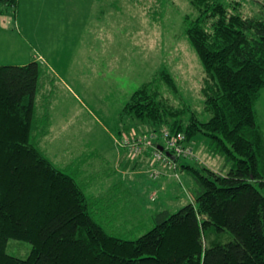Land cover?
<instances>
[{"label": "trees", "instance_id": "16d2710c", "mask_svg": "<svg viewBox=\"0 0 264 264\" xmlns=\"http://www.w3.org/2000/svg\"><path fill=\"white\" fill-rule=\"evenodd\" d=\"M135 1L148 16L153 7ZM185 1L193 11L185 16V36L203 66L210 117L172 101L179 89L164 68L132 93L118 133L169 130L185 134L190 144L203 136L212 155L224 159L223 170L181 165L194 181L193 200L174 213L157 211L151 229L134 239L112 234L110 208L89 198L81 174L80 181L66 172L33 139L44 68L37 61L0 65V264H264V131L257 111L264 89V1L257 0L256 16L244 12L241 0ZM18 3L0 0V8ZM154 153L150 147L144 154L155 182L167 168L155 162L163 174L150 178ZM179 159H173L177 174ZM109 191L118 193L110 197L114 203L131 198L121 196L119 183ZM226 233L233 238L220 242ZM11 240L29 242L31 251L25 258L8 253Z\"/></svg>", "mask_w": 264, "mask_h": 264}, {"label": "rangeland", "instance_id": "374dc122", "mask_svg": "<svg viewBox=\"0 0 264 264\" xmlns=\"http://www.w3.org/2000/svg\"><path fill=\"white\" fill-rule=\"evenodd\" d=\"M241 1L245 13L259 15L254 14L260 6L257 0ZM136 3L19 0L16 9L0 8V65L23 66L37 61L47 74L40 82L37 133L33 139L62 169L88 182L89 198L101 201L102 209L110 208L107 230L130 239L151 229L150 218L157 211L168 209L174 213L191 202L195 185L188 173L182 175L178 170L179 177H174V170L165 169L160 181L171 179L174 185L171 194L165 193L158 183L152 184L148 168L141 165L146 154L127 155L119 148L118 141L128 135L118 133L123 121L120 113L132 93L165 68L179 89L178 97L171 96L172 101L196 111L205 120L210 117L204 111L201 92L203 66L185 36V16L193 13L189 3L145 0L146 7H153L148 16ZM50 78L52 81L47 80ZM162 88L161 93L167 94ZM139 133L154 143L150 138L153 131ZM200 137L203 148L195 150L198 156L202 162L208 161V167L220 169L224 159L213 156L208 140ZM178 164H192L199 170L205 167L200 161L185 158H180ZM114 183L120 184L122 197H131L125 205L121 200L112 202L111 198L116 200L118 196L109 191ZM153 191L158 192L155 200L150 199ZM110 204L113 206H102ZM220 236L223 243L233 238L230 233ZM7 251L25 258L31 244L11 240Z\"/></svg>", "mask_w": 264, "mask_h": 264}, {"label": "built area", "instance_id": "2783aa9c", "mask_svg": "<svg viewBox=\"0 0 264 264\" xmlns=\"http://www.w3.org/2000/svg\"><path fill=\"white\" fill-rule=\"evenodd\" d=\"M161 135L153 133L150 138H154V143L148 140L147 136H141L137 131H132L128 136L121 138L117 144L121 147H126L128 153L131 155L141 156L147 152L148 148L155 150L154 158L151 160L150 178L157 179L163 172L155 168V162H163L165 168L175 170L177 168L176 162L166 154L170 152L175 158L191 159L196 162H202L194 147L186 141L185 134L179 132L176 134L171 133L169 130H161ZM158 142V143H155ZM160 142V143H159ZM164 146V151L158 148V145ZM179 177L177 173H174ZM158 195L157 191H153L150 195L152 200H155Z\"/></svg>", "mask_w": 264, "mask_h": 264}, {"label": "crops", "instance_id": "0c3cea01", "mask_svg": "<svg viewBox=\"0 0 264 264\" xmlns=\"http://www.w3.org/2000/svg\"><path fill=\"white\" fill-rule=\"evenodd\" d=\"M2 30V29H1ZM2 41V40H1ZM257 111H258V117H259V123H260V126H261V128H262V130L264 131V89H263V91H262V93H261V97H260V99H259V101H258V104H257ZM199 139H202L201 137L200 138H196V139H194L191 143L193 144V146L195 147V149L197 150V152H199V150L201 149V148H203V143L202 142H200V140ZM208 142H206V144H207ZM205 144V143H204ZM126 153V152H125ZM147 159H149V158H145V159H142L141 160V165L142 166H145L146 168H148L147 166H149L150 165V161H147ZM137 164V163H136ZM208 164V161H206L205 163H204V165H206V166H209V165H207ZM217 166H219V165H217ZM209 168H211V167H209ZM165 169V168H164ZM212 169V168H211ZM214 171H221V170H223V165H222V167L219 169L218 167H214V169H213ZM179 171L181 172V174L182 175H184V174H187V170L186 169H184L183 167L181 168V165H180V169H179ZM222 173H223V171H222ZM185 178H186V176H185ZM174 179V178H173ZM187 179V178H186ZM161 180V179H160ZM159 180V181H160ZM152 181V180H151ZM155 181V182H153L152 184H159L160 186H162L163 187V189H165V193H169V194H171V190H173L174 189V185H172L173 183H172V180L171 179H169V180H167V178H164V179H162V181ZM263 192H264V188H263ZM141 197H143V196H141ZM143 199V198H142Z\"/></svg>", "mask_w": 264, "mask_h": 264}, {"label": "water", "instance_id": "95a60500", "mask_svg": "<svg viewBox=\"0 0 264 264\" xmlns=\"http://www.w3.org/2000/svg\"><path fill=\"white\" fill-rule=\"evenodd\" d=\"M158 147L160 150L164 151V147L162 145H159ZM166 154L168 156H170L172 159H175V156L173 154H171L170 152H166Z\"/></svg>", "mask_w": 264, "mask_h": 264}]
</instances>
